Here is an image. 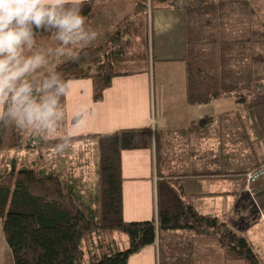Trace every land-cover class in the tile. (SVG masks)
I'll use <instances>...</instances> for the list:
<instances>
[{"label":"trees","instance_id":"obj_1","mask_svg":"<svg viewBox=\"0 0 264 264\" xmlns=\"http://www.w3.org/2000/svg\"><path fill=\"white\" fill-rule=\"evenodd\" d=\"M111 1L0 10L4 80L0 219L15 264H128L148 246H157L158 264H210L219 253L224 264H264L244 233L228 220L203 214L185 193L188 181L230 182L232 189L217 196H232L234 211L253 220L264 210V201L249 196L245 187L246 174L260 165L233 166L230 155L222 164L216 152L204 162L197 143L191 144L190 137L198 142L216 135L210 131L211 119L209 125L193 122L183 129H129L54 140L40 135L25 140L36 97L48 98L56 106L65 99L70 82L89 79L93 100L101 102L115 78L149 72L147 21L157 10L176 9L175 0H151L150 6L148 0H131L132 10L100 45L81 41L73 48L82 39L83 28L105 14ZM181 10L188 104L201 106L224 98H234L239 108L260 104L264 100V0H200ZM52 41L68 44L70 55L33 80L10 77L14 49L46 48ZM18 95L23 97L20 106ZM237 123L234 128L243 131L242 148L252 146L246 127ZM89 139L97 140L98 182L89 194H83L67 185L48 160L53 149ZM26 145L34 154L33 162L21 165L14 159L8 169L9 154ZM138 150L154 154L157 213L150 220L127 221L122 156ZM205 244L207 249L202 248Z\"/></svg>","mask_w":264,"mask_h":264},{"label":"crops","instance_id":"obj_2","mask_svg":"<svg viewBox=\"0 0 264 264\" xmlns=\"http://www.w3.org/2000/svg\"><path fill=\"white\" fill-rule=\"evenodd\" d=\"M81 1L87 0H0V10L35 5H61ZM110 4L113 5L109 7V11L114 7L116 11L128 8L132 10L131 0H112ZM170 10L181 13L183 16L181 9ZM164 11L169 10L164 9ZM105 14L107 15L108 12ZM170 14L172 13L170 12ZM106 15L97 17L91 24L85 26L81 33L82 39L78 43L75 42L73 48L80 46L81 41L83 44L100 45V41L113 30H106L107 25L106 22L104 23L106 21L104 16ZM161 30L167 38L163 40V47L160 50L157 49L156 36H159ZM184 43V18L183 21H153L154 58L155 60L157 58L161 70H168L172 74L175 72L174 77L175 79L178 78L175 82L169 83L166 92L173 99H169L166 103L161 100L160 108L157 103L153 102L150 74L145 72L115 78L111 87L105 91L101 102L93 100V83L91 80L72 81L68 85L65 99L51 110L50 105L47 107V120L51 119L52 123H55L56 131H61L59 138H71L89 134L103 135L120 130L149 129L153 118L156 121V129L163 130L183 129L193 122L209 125L208 120L211 119L210 131L211 133L216 131V135H208L206 139L198 142L192 141L193 144L197 143L199 154L202 155L204 162L207 159H212V153L216 152L221 155L222 164L226 163V157L229 155L232 157L233 166L253 169L263 164L264 100H260V104L248 108H239L234 98L220 99L207 105L190 106L187 101L185 64L182 62L185 56ZM70 48L68 44L62 45L52 41L45 49L35 47L14 49L9 75L15 81L32 80L67 58L70 55ZM3 86L4 80L0 74V121L3 113ZM36 98L40 99V97ZM228 113H232V116L226 117V119L221 118ZM236 116L241 118L243 124ZM87 118L90 120L88 124L86 123ZM235 121L238 122L237 126L246 127L254 141L252 146L242 148L243 131L239 133L240 128H234ZM86 142L94 143L97 146L94 139L76 143L75 146H81V143ZM74 149L73 145L72 150ZM27 151L30 152L31 156L26 163L30 164L34 160V154L31 150L27 149ZM18 152L26 151L20 149L13 151V154ZM51 165L53 171L67 185L83 193L81 185L84 179L87 180L83 162L82 165L71 163L59 166L51 162ZM122 169L125 178L123 186L125 220L146 221L152 219L157 213V179L155 177L153 152L150 150L125 151L122 156ZM63 173L66 174V177L63 176ZM217 184H225L230 189L233 186L230 182L194 180L185 184V193L193 199L203 214L219 217L220 211L218 210L221 208L216 207L224 202L226 203L225 208L228 210L230 203L226 200L232 196H217L220 193L213 190ZM257 187L256 198L259 202H263L264 185H257ZM233 203L232 205L235 206V202ZM261 211L264 212V210ZM207 247L208 245L205 244L202 248L207 249ZM148 252L153 253L155 264H158L157 246L144 248L131 257L128 264H142L146 260V257L143 256ZM210 264H224L220 253Z\"/></svg>","mask_w":264,"mask_h":264},{"label":"rangeland","instance_id":"obj_3","mask_svg":"<svg viewBox=\"0 0 264 264\" xmlns=\"http://www.w3.org/2000/svg\"><path fill=\"white\" fill-rule=\"evenodd\" d=\"M112 5L110 4V6ZM130 11H131L130 8L122 11H116V8L114 7L110 9V11L109 10L107 11L108 12L107 15L106 14L100 15V16L106 15L104 16V19L106 20L104 21V23L106 22L107 25L106 30L111 31L115 27L117 22L120 21L122 17L125 14L129 13ZM170 12L172 14H170ZM153 21H183V16L181 13L179 14L174 10H169V11L157 10L153 16L150 14L149 19L147 21V29L150 35V57H151L150 70L148 74H150L149 75L150 81L152 83L153 102L157 103V106L160 108V104L162 101L166 103L167 101H169V99H173V97L167 95L166 92L168 90L169 83L175 82L176 80H178V78L175 79L174 77L175 72L174 74H172L168 70H161V66H159V63L157 62V58L155 62H152V57L154 56L153 55ZM105 38L106 37H104V39ZM165 38H167V36L164 34L163 30H161L159 36H156L157 49L159 48L161 50V48L163 47V40ZM103 40L100 41L99 44H101ZM25 47H31V46H25ZM25 47H20V48H25ZM41 75H38L37 77ZM170 93L171 92L169 91V94ZM22 98L23 97H21V95L17 96L18 106L22 104L23 102ZM33 103H34V115L27 124L25 130V140L28 141L33 137L40 135L46 140H54L59 138V136L61 135V131H56L55 123H52L51 119L47 120V115H48L46 111L47 107L50 105V110H51L55 108V106H52L51 101L48 98H44V97H40V99L37 98L34 99ZM88 122H90V120L87 118L86 123L88 124ZM155 130L156 128L152 131L155 132ZM39 132H41L40 135ZM189 140H191V144H192V141L194 139L193 137H190ZM76 143L67 147L53 149L50 152L48 163L51 164L52 162L54 165L59 166V165H66L71 163L82 165L83 162L85 167V178H87V180L85 181L84 179V182L81 185L82 192L84 194H89L92 189H95L98 182V175H97L98 161H99L98 146H95L94 143H90V142L81 143V146L79 145L75 146ZM73 145L75 148L74 150H72ZM21 149L25 150L26 152H21V153L18 152L17 154H13L12 152L11 153L12 155L9 154L8 163H7L8 169H11L12 166V164L9 162L11 160H14L15 157H17L18 162L21 165H27L26 161L31 156L30 152L27 151V149L30 150V148H28V146L26 145ZM19 150L20 149H18L17 151ZM63 176L66 177V174L63 173ZM257 188L258 187L256 186L255 191L257 190ZM213 190L216 193H223V192H228L231 189L229 188V186L225 184H217L213 187ZM254 197L256 198L255 193H254ZM217 200L223 201L222 199H217ZM226 201L230 203L229 205L230 208H228V210L227 208H225L226 203L224 202L219 204L218 207L215 206L216 208H221L218 210L220 211L218 213L219 217L223 220H228L229 222H231L233 228H235L238 232L244 233L251 240L252 244L254 245L256 251L258 252L260 258L264 263V224H263L264 222L260 220V213L253 220H245L244 219L245 215L242 211L238 209L234 211L235 206L232 205L234 204L233 198L229 197ZM143 257H146V260H144L142 264H155V260H154L155 257L153 253L148 252V254H145ZM0 264H14V259L12 256L11 249L5 240V236L3 232V220L1 219H0Z\"/></svg>","mask_w":264,"mask_h":264},{"label":"built area","instance_id":"obj_4","mask_svg":"<svg viewBox=\"0 0 264 264\" xmlns=\"http://www.w3.org/2000/svg\"><path fill=\"white\" fill-rule=\"evenodd\" d=\"M200 0H175L174 5L178 9H182L190 3H198ZM149 6L151 5V0H148ZM151 128L154 130L156 128V121L153 118L151 120ZM257 185H264V164L260 165L258 168L248 172L245 177V187L246 192L254 197L255 187ZM260 220L264 222V212L259 211Z\"/></svg>","mask_w":264,"mask_h":264}]
</instances>
